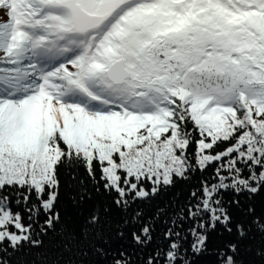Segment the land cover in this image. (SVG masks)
<instances>
[{"label":"snow or ice","instance_id":"1","mask_svg":"<svg viewBox=\"0 0 264 264\" xmlns=\"http://www.w3.org/2000/svg\"><path fill=\"white\" fill-rule=\"evenodd\" d=\"M0 264H264V0H0Z\"/></svg>","mask_w":264,"mask_h":264}]
</instances>
